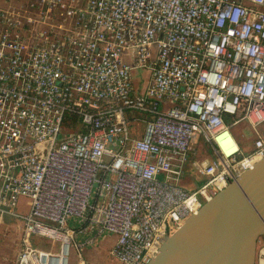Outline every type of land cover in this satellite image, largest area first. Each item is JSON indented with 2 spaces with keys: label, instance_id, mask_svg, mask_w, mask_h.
<instances>
[{
  "label": "built area",
  "instance_id": "1",
  "mask_svg": "<svg viewBox=\"0 0 264 264\" xmlns=\"http://www.w3.org/2000/svg\"><path fill=\"white\" fill-rule=\"evenodd\" d=\"M241 121L255 130L248 152ZM262 123L264 0L0 7V220L22 223L15 264H70L75 251L87 264L81 248L111 237L122 264H148L264 158ZM198 135L209 154L189 159ZM187 174L201 181L189 188Z\"/></svg>",
  "mask_w": 264,
  "mask_h": 264
},
{
  "label": "water",
  "instance_id": "2",
  "mask_svg": "<svg viewBox=\"0 0 264 264\" xmlns=\"http://www.w3.org/2000/svg\"><path fill=\"white\" fill-rule=\"evenodd\" d=\"M264 236V158L169 236L148 264H256Z\"/></svg>",
  "mask_w": 264,
  "mask_h": 264
},
{
  "label": "rangeland",
  "instance_id": "3",
  "mask_svg": "<svg viewBox=\"0 0 264 264\" xmlns=\"http://www.w3.org/2000/svg\"><path fill=\"white\" fill-rule=\"evenodd\" d=\"M23 4H25V0H0V7H5L9 5L21 6ZM135 75H136V81H135L136 85L139 88H143L145 86V78H146L147 72L144 70H142V72L135 71ZM139 75H141L142 78L144 77V80H141L140 79L141 77L139 78ZM140 115H143V114L140 113ZM257 130L264 132V123L258 126ZM232 131H233L232 133L235 139L237 140L238 144L244 150L245 148L251 145L254 134H255V130L247 122L241 121V122L236 123L232 127ZM194 148H195V153H191L189 155V159L196 158L198 154H202L205 157H207L209 154L208 144L206 143L204 138L200 135H198L196 141L194 142ZM188 167H190V165ZM192 179L193 181H201V177L196 174L194 175ZM19 208L20 210H23V211L27 209V199L26 198L20 199ZM12 224H13L12 226L13 229H11L10 237L12 239L14 238L15 240L11 241V239H8L7 236L9 234H7L5 241L6 242L7 240H9V242L11 241L10 245L9 247H6V246L2 247L4 252H8L7 250L10 251L9 254H10L11 259H8L7 264H15L14 262H16L15 259L17 258V255H16L17 249L19 245L21 247L22 223L17 219H13ZM18 235H20V239H18ZM34 239L39 241V244L42 247L49 248L50 246H52V242H51L52 239L50 240V238H47L45 236L37 235V236H34ZM109 240H110L109 238L103 239L102 241L99 242V244L96 247H82L81 248V254L84 257L87 264H122L116 257L112 256V254L110 253L111 244ZM54 242L57 243V241H54ZM260 242L261 244L264 243V236L260 238L259 243ZM58 245L59 244L57 243V249H58ZM258 246L260 245L258 244ZM70 264H79L78 253L76 251L72 252L70 256Z\"/></svg>",
  "mask_w": 264,
  "mask_h": 264
},
{
  "label": "crops",
  "instance_id": "4",
  "mask_svg": "<svg viewBox=\"0 0 264 264\" xmlns=\"http://www.w3.org/2000/svg\"><path fill=\"white\" fill-rule=\"evenodd\" d=\"M253 139H254V137H253ZM252 144H253V140H252L251 145L249 147L245 148V150L242 147L241 148L243 149L244 152H248L252 148ZM183 182L189 188H192L194 186V184H195V182H193V180L190 179V176L188 174L184 178ZM13 219L11 217H5L2 220H0V264H7L8 259H11L10 254H9L10 251L7 250L8 252H4L2 247L3 246L9 247L10 242L15 240L14 238L12 239L10 237L11 236V234H10L11 233V229H13V227H12L13 226V224H12V220ZM7 234H9V235L7 236ZM6 236L8 237V239H11L10 242H9V240H7V242L5 241ZM18 239H20V235H18ZM109 239H110L109 240L110 244L112 246V243H113L114 240H113L112 237L109 238ZM20 249H21V247L19 245V247L17 249V254H16L17 256H18V254L20 252ZM8 257H10V258H8ZM14 263H16V262H14ZM256 264H260L259 257L256 260Z\"/></svg>",
  "mask_w": 264,
  "mask_h": 264
},
{
  "label": "trees",
  "instance_id": "5",
  "mask_svg": "<svg viewBox=\"0 0 264 264\" xmlns=\"http://www.w3.org/2000/svg\"><path fill=\"white\" fill-rule=\"evenodd\" d=\"M75 119H76V117H75ZM259 249H260V246H258V248H257V258L259 256ZM257 258H256V260H257Z\"/></svg>",
  "mask_w": 264,
  "mask_h": 264
}]
</instances>
